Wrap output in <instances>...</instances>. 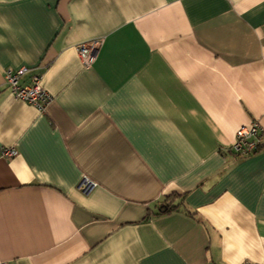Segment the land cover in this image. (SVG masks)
Instances as JSON below:
<instances>
[{
	"label": "crops",
	"instance_id": "0c3cea01",
	"mask_svg": "<svg viewBox=\"0 0 264 264\" xmlns=\"http://www.w3.org/2000/svg\"><path fill=\"white\" fill-rule=\"evenodd\" d=\"M9 67L41 76L44 111ZM255 120L264 0H0V151L17 150L0 155V261L264 264V144L231 148ZM173 194L195 214L155 215Z\"/></svg>",
	"mask_w": 264,
	"mask_h": 264
},
{
	"label": "built area",
	"instance_id": "2783aa9c",
	"mask_svg": "<svg viewBox=\"0 0 264 264\" xmlns=\"http://www.w3.org/2000/svg\"><path fill=\"white\" fill-rule=\"evenodd\" d=\"M100 41H87L78 46V51L82 62L85 65H91L95 59V49L99 46ZM28 71L26 67L6 69L5 82L10 87L15 97L25 100L36 106L39 110L44 111L52 100V95L42 86L41 76L34 75L30 83H22L21 79ZM264 144V129L259 120H255L249 126L240 127L236 132V139L232 151L239 157H246L256 153ZM17 154L15 148H5L0 151V155L14 156ZM97 183L88 177L81 182L80 187L84 191L93 189ZM0 264H9L8 261H0ZM242 264H253L243 262Z\"/></svg>",
	"mask_w": 264,
	"mask_h": 264
},
{
	"label": "trees",
	"instance_id": "16d2710c",
	"mask_svg": "<svg viewBox=\"0 0 264 264\" xmlns=\"http://www.w3.org/2000/svg\"><path fill=\"white\" fill-rule=\"evenodd\" d=\"M178 210H185L192 215L195 214L192 211H190V209L187 207L185 200H184V196H179L176 194L169 195L163 201H161L158 205L157 211L154 212V214L161 215V214H166V213H170V212L178 211Z\"/></svg>",
	"mask_w": 264,
	"mask_h": 264
}]
</instances>
